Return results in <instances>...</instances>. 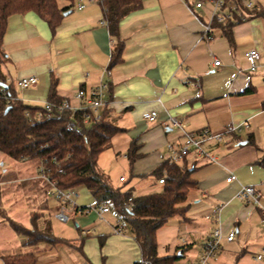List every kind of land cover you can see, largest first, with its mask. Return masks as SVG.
<instances>
[{
	"label": "crops",
	"instance_id": "obj_1",
	"mask_svg": "<svg viewBox=\"0 0 264 264\" xmlns=\"http://www.w3.org/2000/svg\"><path fill=\"white\" fill-rule=\"evenodd\" d=\"M194 1L142 0L140 9L120 21L118 40L122 44L121 60L114 65H110V60L117 46L116 40L109 35L106 23H102L105 20L98 2H87L83 9H76L72 4L63 13L54 33L34 11L11 15L2 42L7 56L2 69L16 98L35 107L43 106L47 101L52 75L56 80L57 97L70 101L72 105H77L74 94L79 88L89 93L100 81L106 82L103 110H109L107 118L122 128L111 138L107 149L112 148L116 154L124 153L127 157L131 141L136 140L139 156L131 166L148 156L153 162L149 169L153 182L144 193H137L133 183L146 178L148 171H137L133 176L136 180L131 182L125 178L120 180L122 176H119V181L125 183L122 190H131L134 195L154 193L162 188L163 183H159V177L152 172L168 158L165 145L176 144L182 139V131L171 123V117L181 122L184 130L208 128L214 133L223 132L233 124L248 122V126L240 132L231 134V142L204 145L209 156L215 160L206 156L194 158L189 154L176 162L195 167L192 177L197 185L188 192L186 211L179 215V225L186 230L185 239L166 255L181 250L179 261L195 262L212 229L219 227L224 235L231 230L235 231V235L231 241L222 239L212 261L264 264V260L260 262L253 258L264 248L261 213L257 206L244 203L237 197L242 185L252 184L264 205V165L260 162L264 156V15L236 23L231 29L232 43L219 27H214L210 40H204L201 34L207 16L201 12L203 8L194 6ZM255 1L258 6L255 10H264V0ZM68 4L58 3L60 7ZM250 48L260 53L254 71L249 70L246 60V52ZM215 60H219L220 64L214 65ZM31 75L38 77V83L20 90L17 80ZM193 80L200 82L198 91L189 85ZM150 110L157 112L153 122L142 118V114ZM138 126H143L145 131L131 138L132 130ZM20 168L24 172L30 171L28 166ZM231 174L235 178L226 181ZM50 188L47 187L43 194L38 193L37 210L34 205L28 207V200L18 199L19 190L17 196L7 191L1 194L0 191V202H7V206H3L7 208L3 210L7 216L4 217L0 211V226L6 219L5 224L11 228L8 218H12L18 224L31 228L32 218L28 214L31 210L39 211L35 223L42 228ZM82 188L86 189L84 185L77 186V190ZM9 197L14 200L7 201ZM191 199L195 200V204H191ZM200 205L206 209L201 222L196 218ZM61 207L60 204L54 210V215ZM82 208L66 205L63 209L68 216L66 221ZM111 211V207L107 212L96 210L101 220ZM115 215L117 222L121 221ZM208 215H215L216 218H206ZM24 221L30 222L29 225H24ZM118 226L117 223L113 227L117 235L107 232L97 237L99 249H95L94 240L89 239L91 232L82 234L77 226L79 237L76 240L62 238L69 242L39 244L31 248L24 246L25 237L11 228L15 237L0 235V264H4V255L30 250L35 256L34 264H38L39 256L43 255L41 253L50 250V264H67L65 252L55 254V249L57 252L60 249L79 251L84 264H133L140 259L138 244L134 238L132 241L120 236L121 232L118 234L115 231ZM113 239L120 243L115 242V253H111L109 246ZM190 252H194L191 257Z\"/></svg>",
	"mask_w": 264,
	"mask_h": 264
},
{
	"label": "trees",
	"instance_id": "obj_2",
	"mask_svg": "<svg viewBox=\"0 0 264 264\" xmlns=\"http://www.w3.org/2000/svg\"><path fill=\"white\" fill-rule=\"evenodd\" d=\"M60 7L57 0H0V153L16 161H37L48 169L50 179L57 186L68 189L84 185L95 200L96 206L108 204L123 224L127 225L138 244L140 259L133 264H175L182 257V251L172 255L159 256L157 253L156 232L175 214L183 215L186 211L188 192L197 185L192 177L195 167L170 162H161L153 174L164 176V183L158 192L146 195H134L131 190L123 191L114 187L109 177L99 168V155L110 146L111 138L122 131L107 118L109 110L104 109L102 120L98 123L84 124L80 113L72 117L69 111L55 113L50 118L35 117L42 106H30L18 100L14 89L6 80L2 65L7 56L2 49L7 21L11 15L34 11L54 33L60 24L63 13L73 4V0ZM103 18L109 35L116 40V48L111 55L110 65L121 60L122 44L118 40L120 21L128 14L141 8L142 0H102ZM256 9V8H255ZM245 10L244 18L236 16L234 20L214 22L232 43V27L250 17L264 15V10ZM56 80L51 76L47 101L59 103L55 90ZM264 107V101L262 102ZM75 122V126L69 123ZM248 142H252L248 139ZM139 145L132 140L126 156L130 165L139 156ZM264 165V156L260 160ZM83 209V208H82ZM32 219V227L26 228L16 222H9L11 228L23 235V245L35 247L39 244L56 245L69 242L53 236L46 230L39 229ZM4 264H34L33 250L25 253L4 255Z\"/></svg>",
	"mask_w": 264,
	"mask_h": 264
},
{
	"label": "rangeland",
	"instance_id": "obj_3",
	"mask_svg": "<svg viewBox=\"0 0 264 264\" xmlns=\"http://www.w3.org/2000/svg\"><path fill=\"white\" fill-rule=\"evenodd\" d=\"M58 3L66 4L68 3L67 0H57ZM209 4L206 3L203 6L202 13L209 17L208 13ZM145 131L143 126H138L137 128L133 129L131 132L132 137L136 138ZM166 146V145H165ZM150 156L142 159L141 161L137 162L133 166L130 165L129 160L125 157L124 153L116 154L112 148L104 150L98 159V164L100 169L109 177L111 184L118 188H124L125 183L119 181V176H122L126 179V181H134L136 180L133 176L137 171L139 173H143L144 171H148V176L143 180H136L133 184H135V191L137 193H144L149 187L151 188V183L153 182V178L149 177V169L153 166V162ZM20 166H28L30 171L24 172L20 168ZM26 169V168H25ZM28 175H25L28 173ZM156 178V177H155ZM0 183L2 186L0 188L1 194L3 191H7L14 196H17V190H19L18 199H23L24 201L28 200L27 202L30 203V206L34 205V209L37 210L36 206L38 203L37 195L38 193L43 194L45 189L49 188V182H47L44 178L39 175V164L37 161H16L11 159L10 157L0 153ZM129 184V182H127ZM77 196L75 198L76 205L83 209H79L78 212L73 216V218L69 219L66 222H62L55 218L54 210L60 206V202L52 197L49 192L47 193L48 199V207L46 208V215H43L44 222L39 229L47 230L53 234L54 236H58L60 238H66L70 241L76 240L79 237V232L77 227L80 230L88 229L91 232V236L89 239H93L95 242V249H99L98 239L97 237L102 233L111 232L115 234L113 227L117 225V223L121 226L122 222L118 221L116 215L113 211L108 214L104 215V220H101L96 212V205L95 200L93 197L87 192L86 189H80L77 191ZM150 194V193H147ZM46 195V194H45ZM146 195V194H145ZM14 198H8L7 201H12ZM190 202V201H189ZM10 203V202H9ZM34 203V204H33ZM23 204V203H22ZM25 204V202H24ZM191 204H195V200L191 199ZM7 206V202L1 203L0 202V211L3 213L4 217H6L7 212L3 210H7V208L3 206ZM25 207V206H24ZM200 208L197 212L196 218L199 222L202 221L203 215L206 213V209L200 205ZM49 211V212H48ZM44 212V211H42ZM27 213V212H26ZM32 219H36L39 216V211H29L28 213ZM1 215V213H0ZM10 216V215H9ZM180 216L179 214H175L171 216L161 228H159L156 232V241H157V252L159 255H166L168 252H173L179 245L182 244V241L185 239L186 230L179 225ZM6 220V219H5ZM5 220H2V223L5 224ZM11 222H16L12 218H8ZM7 221V220H6ZM22 223V221H21ZM24 225H29L30 222H25ZM2 225L0 228V235L3 237H10L14 235V232L7 224ZM23 224V223H22ZM77 226V227H76ZM123 230L121 231L120 236H126L133 241V236L130 232V229L127 225H122ZM16 235H14L15 237ZM115 239H113L109 246L111 247V253H115ZM116 244H120L117 242ZM90 247V245H89ZM197 249V246H194ZM66 250V249H65ZM56 253L65 252L66 256V263L67 264H84L83 259L79 255V251L72 250V251H64L62 249L57 252V249L54 250ZM50 251L43 252L39 256L38 264H50ZM194 252L189 253V257L193 256ZM195 256V255H194ZM190 262V260H187ZM228 260H219L217 262L212 261L211 259L206 264H229ZM113 264V263H112Z\"/></svg>",
	"mask_w": 264,
	"mask_h": 264
},
{
	"label": "built area",
	"instance_id": "obj_4",
	"mask_svg": "<svg viewBox=\"0 0 264 264\" xmlns=\"http://www.w3.org/2000/svg\"><path fill=\"white\" fill-rule=\"evenodd\" d=\"M102 0H73V5L76 9H83L87 2H101ZM208 3V13L209 17L203 24L202 29V39L210 40L213 37L214 22H225L227 20H234L235 15L244 18V11H250L257 8V3L255 0H195L194 6L196 8H203V6ZM102 23H106L105 21ZM260 58V53L255 48H250L246 52V60L248 63V68L250 71H254L257 68V62ZM219 60L214 61V65H219ZM17 87L20 90L26 89L31 85L38 83V77L36 75H31L27 77H21L17 80ZM107 83L100 81L89 93L84 89L79 88L75 94L74 98L77 101V105H72L70 101L64 99L59 103H53L46 101L41 109L36 112L35 117L37 119L50 118L55 115V113H62L64 111H69L73 117L75 113H80L82 123L92 124L98 123L102 120L103 108H104V97L105 89L107 88ZM190 87L195 90L200 89V82L198 80L190 81ZM142 118L146 121L153 122L157 118V112L155 110L146 111L142 114ZM171 123L178 127L182 131V139L178 143H167L166 148L168 151V160L170 162H179L185 156L192 154L194 158L200 156H206L211 160H215L213 156H209V153L205 150L204 145L210 142L213 143H228L232 140V133H238L243 127L248 126V122H243L241 124H233L226 128L225 131L220 133H214L208 128H201L195 131H187L183 129V124L179 122L176 118H170ZM69 126L74 127L75 122L71 121ZM39 175L44 178L50 184L49 194L57 199L61 204V209L55 214V217L60 221H66L68 216L65 214L63 209L66 205L70 207H76L75 198L77 194V186L62 189L57 186L55 180L50 179L48 176V169L44 166H39ZM164 175L158 178L159 183H164ZM124 177H120L123 180ZM235 178L233 174L226 178V181H231ZM237 197L241 201L247 204H252L258 207L261 213V220L264 222V205L260 202V194L255 189L252 184L242 185L237 192ZM96 210L99 213L107 212L110 207L106 203H101L96 206ZM209 219H215L216 216H206ZM116 232L122 231V226L115 228ZM82 234H90L88 229H83ZM235 231L231 230L227 234H223L219 227L212 229L209 239L206 241L205 246L202 249L201 254L195 262H182L177 261L175 264H206L211 258L215 257L218 250L221 247L222 239L226 241H231L234 238ZM256 261L264 260V248L253 257Z\"/></svg>",
	"mask_w": 264,
	"mask_h": 264
}]
</instances>
